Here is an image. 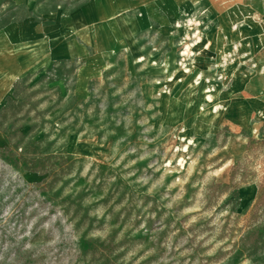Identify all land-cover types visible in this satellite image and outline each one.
Returning <instances> with one entry per match:
<instances>
[{
	"label": "rangeland",
	"instance_id": "rangeland-1",
	"mask_svg": "<svg viewBox=\"0 0 264 264\" xmlns=\"http://www.w3.org/2000/svg\"><path fill=\"white\" fill-rule=\"evenodd\" d=\"M262 24L264 0H0V264H264V140L230 161L211 58Z\"/></svg>",
	"mask_w": 264,
	"mask_h": 264
},
{
	"label": "crops",
	"instance_id": "crops-1",
	"mask_svg": "<svg viewBox=\"0 0 264 264\" xmlns=\"http://www.w3.org/2000/svg\"><path fill=\"white\" fill-rule=\"evenodd\" d=\"M232 38L229 43L215 47L211 58L212 62H220L222 57L227 58L226 79L228 92L233 99L221 112V119L231 124L235 128L234 132L239 134L232 137L233 141L239 142V146L233 151L230 159V161H238L243 158L248 141L264 140V24L251 30L239 28ZM3 72L0 91L2 96H5L9 88L2 91L1 87L8 85L9 77H15L17 73L9 69ZM242 94L249 96L242 98ZM256 191V186L249 188L247 204L254 201Z\"/></svg>",
	"mask_w": 264,
	"mask_h": 264
}]
</instances>
